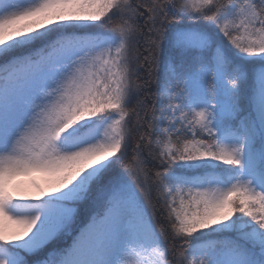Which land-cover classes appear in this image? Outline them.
<instances>
[{
	"label": "snow or ice",
	"instance_id": "1",
	"mask_svg": "<svg viewBox=\"0 0 264 264\" xmlns=\"http://www.w3.org/2000/svg\"><path fill=\"white\" fill-rule=\"evenodd\" d=\"M0 264H264V0H0Z\"/></svg>",
	"mask_w": 264,
	"mask_h": 264
},
{
	"label": "rangeland",
	"instance_id": "2",
	"mask_svg": "<svg viewBox=\"0 0 264 264\" xmlns=\"http://www.w3.org/2000/svg\"><path fill=\"white\" fill-rule=\"evenodd\" d=\"M34 176H35V179H37L38 181L41 179L40 176H39V174H34ZM19 179H20V180H23V181H27L28 178H26V177H21V178H19ZM13 183H15V181H14Z\"/></svg>",
	"mask_w": 264,
	"mask_h": 264
},
{
	"label": "trees",
	"instance_id": "3",
	"mask_svg": "<svg viewBox=\"0 0 264 264\" xmlns=\"http://www.w3.org/2000/svg\"><path fill=\"white\" fill-rule=\"evenodd\" d=\"M117 167H119V166H117ZM85 211H86V206L82 208V215L84 214ZM58 243H63V241H60ZM54 246H56V245H50L49 247H54Z\"/></svg>",
	"mask_w": 264,
	"mask_h": 264
}]
</instances>
